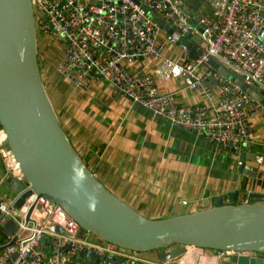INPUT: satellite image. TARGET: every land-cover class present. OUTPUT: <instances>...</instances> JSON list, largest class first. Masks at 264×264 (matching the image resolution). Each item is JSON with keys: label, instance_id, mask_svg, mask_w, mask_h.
I'll use <instances>...</instances> for the list:
<instances>
[{"label": "built area", "instance_id": "2783aa9c", "mask_svg": "<svg viewBox=\"0 0 264 264\" xmlns=\"http://www.w3.org/2000/svg\"><path fill=\"white\" fill-rule=\"evenodd\" d=\"M32 7L37 35L65 43V57L57 72L77 86L86 85L89 76L102 78L132 103L224 149L239 150L250 143L249 120L260 105L234 78L224 76L209 63L215 59L231 75L242 77L245 84L264 89V0H214L212 18L198 24L191 22L185 0H32ZM150 14L180 37L192 34L202 44L191 39L184 44L164 31ZM173 47L180 50L179 61L165 57V52ZM193 49L202 52L196 60L191 58ZM137 62L148 66L131 71L129 65ZM180 78L193 91L205 89L211 83L220 85L221 101L212 108L179 106L175 94L162 92L159 82ZM1 134L6 135L4 130H0ZM5 139L6 136L0 138V151ZM1 159L10 176L24 178L9 148ZM263 160V156L258 157L259 163ZM36 201L37 197L32 196L22 209L16 210L13 198L0 199V231L10 221L18 225L12 236L0 232V236L6 237V241L0 242V264H65L91 253L103 257L98 264H116L118 255L124 258L121 264H133L132 251L113 244L104 250L90 244L86 237L79 238V224L61 205L49 200L37 201L45 213L34 212L46 217L43 223L39 224L33 214L35 224L27 225L28 211ZM248 202L247 198L242 204ZM58 227L65 233H59ZM59 250L62 253L55 255ZM49 253L54 257L49 258ZM234 254L225 252L227 256Z\"/></svg>", "mask_w": 264, "mask_h": 264}, {"label": "water", "instance_id": "95a60500", "mask_svg": "<svg viewBox=\"0 0 264 264\" xmlns=\"http://www.w3.org/2000/svg\"><path fill=\"white\" fill-rule=\"evenodd\" d=\"M150 16L184 44H189V39L202 44L197 36L180 37L157 17ZM201 53L193 49L192 60ZM38 57L32 0H0V130L7 133L0 161L9 148L24 174L22 179L10 176L9 188L16 210L22 209L32 196L37 201L49 200L61 205L79 224V238L92 233L135 253H156L162 264L177 262L188 247L218 253L217 264H264V195L251 194L248 203L237 204L238 195L234 194L231 205H226L222 197L215 207L208 204L199 212L185 214L179 206L171 218H146L108 190L79 155L48 96ZM209 64L224 76L234 78L257 104L264 106V91L252 83L245 84L242 77L231 75L215 59ZM248 147L249 144L242 147L239 172L256 177L261 166L258 157L264 154V149L250 154ZM231 151L238 152L235 148ZM37 201L28 211L27 225L35 224L32 220L35 211L45 213ZM1 229L2 234L12 236L18 225L10 221ZM57 231L65 233L61 227ZM227 251L236 254L227 256ZM58 253L62 250L55 255ZM16 257L13 255L14 260ZM82 257L95 264L103 258L96 253Z\"/></svg>", "mask_w": 264, "mask_h": 264}, {"label": "crops", "instance_id": "0c3cea01", "mask_svg": "<svg viewBox=\"0 0 264 264\" xmlns=\"http://www.w3.org/2000/svg\"><path fill=\"white\" fill-rule=\"evenodd\" d=\"M213 4L214 0H185V9L191 22L198 24L212 18ZM49 38L38 37L39 66L48 96L75 149L114 195L151 220L171 218L179 206L189 214L206 209L208 204L215 207L222 197L226 205H231L234 194L238 195L237 204L244 203L251 194L264 195V160L256 177L244 176L239 172L242 148L235 154L175 126L148 108L132 103L105 79L89 76L86 85L77 86L57 72L65 57V44L62 47L61 39L55 42ZM55 48L61 51L59 57ZM165 57L179 61L180 50L170 48ZM146 66L137 62L130 64L129 69L137 71ZM159 87L164 93H174L181 107L212 108L221 101V86L214 83L193 91L180 78L161 81ZM259 105L249 120L250 154L264 149V106ZM34 218L39 224L46 219L39 213ZM86 241L104 250L109 246L96 236L88 239V234ZM82 255L65 264H95ZM131 255L136 260L133 264H162L156 253ZM217 256L216 252L188 247L187 253L171 264H217ZM48 257L53 258L54 254L49 253ZM123 261L118 255L115 263Z\"/></svg>", "mask_w": 264, "mask_h": 264}, {"label": "rangeland", "instance_id": "374dc122", "mask_svg": "<svg viewBox=\"0 0 264 264\" xmlns=\"http://www.w3.org/2000/svg\"><path fill=\"white\" fill-rule=\"evenodd\" d=\"M49 39H52V40H55V42H58V38H49ZM64 42H60V44L62 45V47H64ZM57 44V43H56ZM60 47V49L62 48L61 46H58ZM54 53L56 56H60L61 54V51L58 50L57 48L54 49ZM4 179V181H2V184H1V188H0V199L1 200H9L12 198V193L10 191V188H9V182L10 181V174L7 172V167L4 163L0 164V179ZM4 182V183H3ZM3 190V191H2ZM91 236H95L93 235L92 233H88V239L91 238ZM6 241V237L4 235H1L0 236V242H4ZM117 254V251L115 252Z\"/></svg>", "mask_w": 264, "mask_h": 264}, {"label": "bare ground", "instance_id": "6f19581e", "mask_svg": "<svg viewBox=\"0 0 264 264\" xmlns=\"http://www.w3.org/2000/svg\"><path fill=\"white\" fill-rule=\"evenodd\" d=\"M4 133L6 134V135H3V134H1L0 135V138L2 139L3 137H5L6 136V138H7V133H6V131H4ZM16 159V158H15ZM17 161V160H16ZM18 162V161H17ZM18 164H19V162H18ZM20 165V164H19ZM21 168V167H20Z\"/></svg>", "mask_w": 264, "mask_h": 264}, {"label": "trees", "instance_id": "16d2710c", "mask_svg": "<svg viewBox=\"0 0 264 264\" xmlns=\"http://www.w3.org/2000/svg\"><path fill=\"white\" fill-rule=\"evenodd\" d=\"M38 37H39V35H38Z\"/></svg>", "mask_w": 264, "mask_h": 264}]
</instances>
